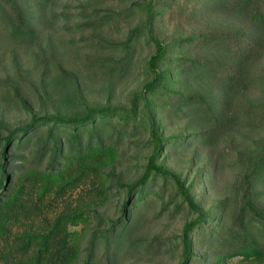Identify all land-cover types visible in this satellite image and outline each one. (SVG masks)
Masks as SVG:
<instances>
[{
	"label": "trees",
	"instance_id": "trees-1",
	"mask_svg": "<svg viewBox=\"0 0 264 264\" xmlns=\"http://www.w3.org/2000/svg\"><path fill=\"white\" fill-rule=\"evenodd\" d=\"M234 258L264 264V0H0V264Z\"/></svg>",
	"mask_w": 264,
	"mask_h": 264
},
{
	"label": "rangeland",
	"instance_id": "rangeland-1",
	"mask_svg": "<svg viewBox=\"0 0 264 264\" xmlns=\"http://www.w3.org/2000/svg\"><path fill=\"white\" fill-rule=\"evenodd\" d=\"M169 28L171 29V26H169ZM166 32H167V33H170L169 30H166ZM237 260H238V258H234V259L232 260L233 264H238ZM240 264H242V263H240Z\"/></svg>",
	"mask_w": 264,
	"mask_h": 264
}]
</instances>
